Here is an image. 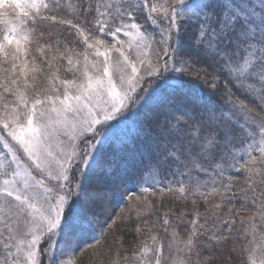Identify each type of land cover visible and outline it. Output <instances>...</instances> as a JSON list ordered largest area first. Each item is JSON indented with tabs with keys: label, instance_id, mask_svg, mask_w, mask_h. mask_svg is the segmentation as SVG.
<instances>
[{
	"label": "snow or ice",
	"instance_id": "obj_1",
	"mask_svg": "<svg viewBox=\"0 0 264 264\" xmlns=\"http://www.w3.org/2000/svg\"><path fill=\"white\" fill-rule=\"evenodd\" d=\"M256 164L264 0H0V264H90L101 227L127 264H264V192L236 226L216 183ZM150 191L191 193L183 235L116 215Z\"/></svg>",
	"mask_w": 264,
	"mask_h": 264
},
{
	"label": "trees",
	"instance_id": "obj_2",
	"mask_svg": "<svg viewBox=\"0 0 264 264\" xmlns=\"http://www.w3.org/2000/svg\"><path fill=\"white\" fill-rule=\"evenodd\" d=\"M68 18L73 19L74 16H69ZM60 30H62V28L57 29V31ZM216 183L221 189V192L225 191L224 185L231 186V190L226 192L227 196L231 197L233 193H235V198L232 200L231 204L228 203L227 199L223 200L222 203L233 210L237 221L236 226H239L240 219L250 217L255 212L250 197L255 194L257 199H259V193L264 192V166L256 164L253 166L251 172H245L243 170L237 171L228 167L221 178H216ZM209 190L211 189L209 188ZM137 197H139V199ZM211 199L221 202L219 197L215 194ZM191 200V193L187 194V200H185L179 197L178 194L173 195L168 192H138L133 194L132 200L125 198L120 202L121 204L119 203L113 207L115 208L117 216L128 218L125 223L131 225L138 224L145 230L151 225L152 234H157L159 236L164 235L162 220L165 216H167L170 221L168 226L169 232L176 227L177 220L182 218L183 223L180 225L179 231L181 232V235H183L184 225L190 226V220L196 218ZM199 210L200 212H204L203 207ZM181 214H183V216H181ZM224 214H227V212L225 211ZM204 219V216L199 217L201 222H203ZM100 223H104V221H100ZM102 225L103 224H101V226ZM214 226L213 218L209 215L206 227L212 229ZM99 232H103L100 243L87 249V255L85 258L90 261V264H114L117 260L119 261V264H127L124 257L129 255V253L126 252L125 249H127L129 245L135 247L139 242L138 239L135 242L133 240L136 236L133 228L105 229L101 227ZM117 235L126 238L124 248L119 247L118 240L114 242L113 238ZM176 243H181V241L177 240ZM237 247H239V245H237ZM192 264H196V256L194 254L192 255Z\"/></svg>",
	"mask_w": 264,
	"mask_h": 264
},
{
	"label": "rangeland",
	"instance_id": "obj_3",
	"mask_svg": "<svg viewBox=\"0 0 264 264\" xmlns=\"http://www.w3.org/2000/svg\"><path fill=\"white\" fill-rule=\"evenodd\" d=\"M104 39H105V46H108V45H111V44L115 43V41H113L110 36L104 37ZM117 40H120V41L123 42L125 51L130 54V58L131 59L135 60V56H136V52H137L136 42L132 38H130V37H123V36H118L117 37ZM129 44L132 45L131 49H129ZM117 47H119V45H117ZM101 50H103V48H101ZM89 51H92V50H89ZM113 55H115V53ZM129 71H130V69H129ZM229 168H231V167H229ZM219 178H221V177H219ZM217 179H218V177H217ZM109 214H111V211H110ZM106 218L107 217H105V219ZM101 221H104V220L102 219ZM100 224H104V223H100ZM259 258L260 257L258 256V261H259Z\"/></svg>",
	"mask_w": 264,
	"mask_h": 264
}]
</instances>
